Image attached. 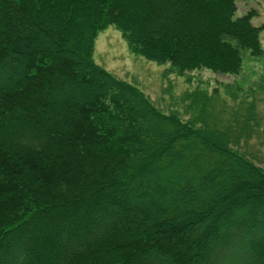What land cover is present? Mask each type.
I'll return each mask as SVG.
<instances>
[{"label":"trees","instance_id":"1","mask_svg":"<svg viewBox=\"0 0 264 264\" xmlns=\"http://www.w3.org/2000/svg\"><path fill=\"white\" fill-rule=\"evenodd\" d=\"M237 9L0 0V264H264V167L241 150L264 134L256 101L197 87L185 118L94 58L115 25L177 75H238L264 24Z\"/></svg>","mask_w":264,"mask_h":264},{"label":"rangeland","instance_id":"2","mask_svg":"<svg viewBox=\"0 0 264 264\" xmlns=\"http://www.w3.org/2000/svg\"><path fill=\"white\" fill-rule=\"evenodd\" d=\"M237 7L236 16L255 10L257 15L253 18V23L264 24V0H237ZM261 39L264 47V32ZM94 58L120 78L136 84L163 111H175L185 118L188 116L182 96L186 91L199 87L212 92L218 87L222 98L230 105L246 98L245 93H248L257 103L262 121L261 130H264V54L257 58L246 56L244 67L238 75L217 73L209 69L177 75L171 70L170 63L160 64L142 54L132 52L122 32L115 25H110L101 30L96 38ZM226 84L241 86L235 92L237 101L227 93ZM241 150L249 153L264 167V134H257L250 142L244 144Z\"/></svg>","mask_w":264,"mask_h":264}]
</instances>
